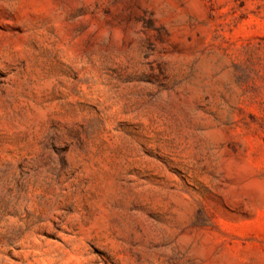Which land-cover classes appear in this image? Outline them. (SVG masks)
Wrapping results in <instances>:
<instances>
[{"label":"rangeland","instance_id":"1","mask_svg":"<svg viewBox=\"0 0 264 264\" xmlns=\"http://www.w3.org/2000/svg\"><path fill=\"white\" fill-rule=\"evenodd\" d=\"M0 264H264V0H0Z\"/></svg>","mask_w":264,"mask_h":264}]
</instances>
